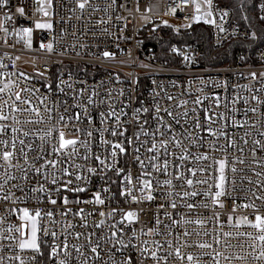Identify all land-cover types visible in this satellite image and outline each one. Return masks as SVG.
<instances>
[{"label":"built area","instance_id":"1","mask_svg":"<svg viewBox=\"0 0 264 264\" xmlns=\"http://www.w3.org/2000/svg\"><path fill=\"white\" fill-rule=\"evenodd\" d=\"M36 3L37 0H9L7 6L0 8V23L8 29L7 33L0 29V87H3L5 83L10 85L3 93H0V97L3 98L0 99V107H3L4 100H7L11 105L15 101L14 93L19 91L22 99L31 100L32 106L39 107L40 116L44 117L42 123H18L14 122L13 117H15V121H35L39 118L35 113L14 112L8 107H3L4 112L9 116V120L0 121V124L8 125V131L6 135H0V139L11 141L13 135L25 139L26 145L31 144L32 148L35 149L30 150L25 147V151L29 153L28 160L30 163L40 155L42 147L51 151V144L56 142L58 134L54 131L52 137L48 138L50 141L48 144H44L39 137L49 128L60 129L64 127L63 123L58 122L61 115L64 116L65 121H68V118L75 113H82L80 122L73 119L64 128L66 138H74L77 135L76 128L92 130L91 152L104 158L107 155V146L100 144V132L96 129L113 127L115 119L112 118L106 124H101L99 114L101 112L107 113L110 110L109 105L117 113H121L122 127L119 130L127 129L125 137H113L108 132H104V138L124 142L127 137H133L135 133L140 132L137 120L140 123L146 120L145 130L150 133L155 131L157 121L154 117L157 115L155 112L157 103L162 109L168 108L174 114H182L184 111H188V118L185 120L181 117L179 125L175 124L167 113L162 111L159 115L163 117L165 123L172 124L178 138L183 141V148L188 149L192 156L207 153L210 157L216 159H223L227 156L231 161L234 157L239 156L247 161L252 160L251 142L256 139L264 140V136L259 135V132H264V116L260 114L264 113V105H257L256 101L250 99L251 96L255 95L264 100V91H261V89H264V76H261V73H264V37L258 49L250 55L238 53L232 65L205 67L198 64L200 51L195 43L183 44L171 40L166 46V57L156 58L150 48L139 41L140 33L137 28L139 17H164L180 24L202 23L208 28L209 42L213 48H219L233 38L244 40L252 38L253 33L241 27L234 20L231 7L218 3V0H211L206 11L200 7V11L197 12L192 0H115V3H113V0H89V5L81 10L77 6V0H53L51 15L37 17L35 15ZM18 7L25 8L24 16L16 12ZM257 7L260 21L264 25V19H262L264 18V0H259ZM224 12H227L228 15L223 16ZM6 13L12 17L11 20L6 18ZM222 16L223 19H221ZM196 17H199V19H195ZM42 19L50 22L52 28L48 30L36 29L35 22ZM206 21H214V23ZM24 28L32 29L33 48L29 50L24 49L23 46L27 36L21 31ZM221 28H223V31H221ZM255 37L259 38V34H255ZM48 44L52 45L51 51L46 47H41V45ZM104 52H109L111 56L105 57ZM62 64L66 67L53 75L55 67ZM21 73L24 75H21ZM251 73H256L255 79L252 78ZM67 85H71V88ZM23 89H30L31 91H22ZM60 89H63V91ZM93 92L96 95H92ZM81 93L82 95H79ZM89 96H92L94 101L91 105L87 104ZM169 96L174 97V99L169 100ZM216 96L220 97L218 108L213 103ZM204 97H208V99H204ZM238 97L249 99V104L245 105L241 99L239 103L233 105L231 101ZM38 98H43L44 104L51 108L50 113L45 112ZM197 98L204 100L203 107L211 108L212 111L223 113L227 117L228 127L224 130L237 141V145L229 148L227 153L209 151L208 144L212 143L214 137L195 127L194 116H198L202 124L205 123L201 106L193 103ZM181 101H188V103L185 107H178ZM77 104L80 106H75ZM225 104L228 107H225ZM66 106L68 107L67 112H65ZM85 106L87 112H84ZM20 107L26 106L20 105ZM246 107H258L259 111L255 114L248 113L249 125L244 128L233 127L231 125L232 120L243 122L246 119L244 116ZM138 108H147L148 111H141L137 117V115H134V110ZM193 108L197 109L196 113L191 111ZM233 108L236 111H233ZM123 113H126V115ZM87 115L92 117L93 122L91 125L84 119V116ZM224 123L225 121H218L212 124L211 127L219 131ZM250 125H255V127H250ZM12 127L29 131L30 134L28 137H23L20 132L13 133L11 131ZM184 129L189 130L190 139H185ZM245 131H249L250 135L245 137ZM78 135L81 140L88 139L83 132ZM200 137L205 138L200 141L204 146L194 147L192 141L199 140ZM242 137L249 141L248 145L244 144ZM165 138L166 136L156 137L157 140ZM151 140V136L146 137L141 133L139 140L133 144H126L127 153L120 154L116 158L115 167L124 169V172L119 176L116 175L114 170L109 171L99 165L93 158L87 162L86 167H95L97 172L88 174L85 171L84 174L88 176V180L76 182L86 187L87 191L79 193L62 192L60 194L61 196H67L70 201L77 199L82 201L92 200L94 193L99 192L101 194V198L105 200L103 205L91 203H70L67 205L72 213L77 212L80 208H84L86 214L92 213L86 219L89 225L88 228L81 227L82 221L78 216L69 214L67 217H63L60 215L64 209L59 198H57V205H51L45 199L44 193L30 191L31 188L38 187V178L34 172L29 170L30 179H23L21 178L23 174L18 168L7 169V165H4V162L0 160V165H3V167H0V181H2L5 169L16 176V179L9 181V185L5 187L6 189L10 188L16 197H20L24 201V203L17 202L15 205L10 202L0 203V218L6 217V222L0 224V228H6L9 224L19 225L22 223L18 219L21 213L19 211L12 212L9 209L27 207L30 211L37 208L42 211L51 210L55 213L54 218L57 223L53 225L47 217L44 218L42 223L44 227L54 230L59 238V240L53 241L51 236H41V239L45 241V244H42L45 250L43 256H39L30 250L21 251L17 247L18 241L0 240V257H4V264H19V261L15 259L11 261L7 259L16 255H20L29 264H36V262L31 261V257L34 255L37 256L39 264H57L58 259L63 257V253L61 252L59 257L48 259L47 254L50 249L47 244L59 243L65 239L67 233L64 226L66 224L75 226L67 230L71 233L67 235L70 245H84L81 251L90 257L89 264H118L126 256L131 255L135 258L140 255L139 251L132 248H122L120 245L114 247L112 243H108L103 239V237H111V232L115 230L110 227L113 224L116 225V228L123 229V232H118L117 235L122 236L126 243L128 238L133 236V232L136 233V237L132 240V243L136 245H139L143 240H147L150 247H153V241H160L161 243L171 241L173 247H175L182 246L185 241H189L192 246L181 247L182 254L191 253L197 256L199 264H211L209 256H200V253L204 250L196 247V244L205 240L212 242L214 229L217 232L236 231L227 224L229 214L233 216V223L241 216H248L249 219L254 220L251 209L240 208L233 213L232 208L234 203L243 205L252 199L246 191L251 186L247 181L241 183L239 177L248 176L254 180L256 177L252 171L248 170V165H237L238 167H244L245 171L237 174V181L234 185L236 190L233 191L232 186H230L228 189L230 196L220 198L224 203L223 208L213 205L211 198L204 195H198L194 198H181L176 193H182L187 189V185L174 179L176 169L173 167V163L180 164V170L184 171L187 167L196 168L212 165V159L197 162L190 157L188 161L180 162L174 160L172 156L162 155L163 149H160L159 153H148L146 149L151 146ZM141 144L144 146L142 147ZM217 144L221 147L225 146L226 139L221 137ZM237 146L243 148L244 151H238ZM137 147L140 148L139 153L135 152ZM168 150L175 153L176 156H179L182 151L181 148L172 144L168 145ZM83 151L84 149L81 148L80 152L83 153ZM136 155H139L145 161L147 171L151 173V176H145L144 179L153 182L151 195L154 199L152 200L146 199L149 194L148 190L143 193L139 191L140 185L137 184L136 177L140 175L141 169L135 161ZM152 155H158L161 164L164 159L170 161L167 175L162 172H155L152 169L147 159ZM260 156H264V152L257 148V157ZM76 162L85 164L82 160ZM12 163L27 167L24 158L19 154L14 156ZM36 163L39 164L42 161H36ZM212 171L213 168L210 167L208 173H198L197 177L193 179L203 178L205 175L210 176ZM128 172L132 174L133 183L127 185V187L132 188L137 201H133L130 196L125 197L120 194L125 189L124 176ZM231 175L229 172V176ZM166 179H172L175 187L156 183L157 180L163 182ZM39 180L41 183L43 182L42 177H39ZM209 182L211 183V180ZM11 185H19L24 191H17ZM105 188L109 191H103ZM207 189V185L196 184L193 189L188 190L203 193ZM216 190L213 188L211 191L215 192ZM170 201H175L177 208H171ZM186 203H193L197 207L189 210L185 207ZM204 203L209 206L207 208L201 206ZM255 203L260 208L261 214H264V206L261 205V202L257 200ZM161 205H164V207H161ZM113 209L118 211L112 218L108 216L101 217L99 214L100 212L108 213ZM129 211L136 213V219L131 223L126 219L123 220L122 224L119 223L123 219L124 213ZM214 212L220 213V222L223 224L222 229L215 219H208L203 226L183 222L184 220H195L197 218L207 219L213 217ZM165 213H169L171 218L166 216ZM101 220L105 221L104 225L99 228L93 227V225L99 224ZM173 220L179 223L174 224ZM149 229H155L161 235H141V230L146 233ZM185 231L192 233V235L183 236L182 234ZM205 231H208L210 235L204 236ZM239 231L254 232L255 230L244 226ZM77 232L88 234L94 232L93 239L100 238L101 248L98 251L101 253V259L99 261H96L93 254H91L83 235L79 239L75 238ZM197 232L200 235H196ZM163 233H169V235L166 236ZM177 236H179V239L176 238ZM231 243H243L244 248L225 247L223 237H221V244H213V247L224 252L225 255H244L248 259L244 261H224L221 258V264H264V261L253 259V255L259 253L258 244L256 248H249L247 245L252 241H249L247 237L232 240ZM69 250L72 252L70 264H80L76 258L75 249L70 247ZM169 251H172V249H169L165 243L158 255H166ZM144 264H155V262L146 259ZM161 264H164V262L162 261ZM168 264H187V262H181L173 255L168 257Z\"/></svg>","mask_w":264,"mask_h":264},{"label":"snow or ice","instance_id":"2","mask_svg":"<svg viewBox=\"0 0 264 264\" xmlns=\"http://www.w3.org/2000/svg\"><path fill=\"white\" fill-rule=\"evenodd\" d=\"M9 3V0H0V8H3L7 6ZM37 3H40L42 6L37 9V11L42 12L45 16L49 15V12L47 11V7H51L53 0H37ZM113 3H115V0H113ZM192 3L195 5L196 11H200V4L196 3V0H192ZM208 3H211V0H208ZM46 5V6H45ZM89 5V0H77V6L79 9L84 10L86 6ZM106 11V9H105ZM16 12L19 13V15L24 16L25 15V8L24 7H18L16 8ZM6 18L8 20H11L12 17L5 14ZM211 15V13H209ZM228 13L224 12L223 16H227ZM223 16L221 19H223ZM195 19H199V17H196ZM264 19V18H262ZM208 23H214V21H206ZM37 28H47L51 29L52 24L51 23H36ZM0 29H3L5 33H7L8 29L3 26L2 23H0ZM23 34H26L28 36V45L31 46V34L32 29L31 28H24L21 30ZM221 31H223V28H221ZM253 38H255V33L252 34ZM41 47H46L49 51L52 50V45H41ZM103 55L105 57H110L111 54L109 52H104ZM19 59V57H17ZM187 59V57H185ZM21 75H24L21 73ZM251 76L253 79L256 78V73H251ZM261 76H264V73H261ZM10 85L8 83H5L3 87H0V93H3L6 88H9ZM67 87L71 88V85H67ZM50 88V86H49ZM63 91V89H60ZM22 91H31L30 89H23ZM261 91H264V89H261ZM79 95H82L79 94ZM92 95H96L95 92H93ZM15 101L9 105L7 100L3 101V107L10 108L11 111L14 112H30L35 113V115L39 118L35 121L27 120V121H15V117H13L14 122L18 123H42L44 120V117L40 116V109L39 107L32 106L31 100L21 97V94L19 91L14 93ZM0 99H3L0 97ZM40 100V105L44 107V110L46 113L51 112V108H49L47 105L44 104L43 98H38ZM75 99V97H74ZM169 100L174 99V97L169 96ZM204 99H208V97H204ZM243 100V103L245 105L249 104V99L238 97L236 99H233L231 103L233 105L240 102V100ZM251 100L256 101L257 105H264V100H261L258 96H251ZM19 102V103H16ZM94 101L92 99V96H89L87 98V104L91 105ZM103 103V101H101ZM188 101H181L178 107H185L187 105ZM195 105H200L203 112H204V124L200 122V119L198 116H194L195 120V127L198 129H202L208 133L209 136L214 137V140L212 143L208 144L209 151H220L223 153H227L228 149L231 148L234 145H237V141L232 137L229 136L228 133L224 130L228 127L227 123V117L223 113H216L212 111L211 108H205L203 107L204 100L197 98L194 102ZM214 106L219 107L220 106V97L216 96L214 98ZM20 105H25L26 107H20ZM79 107L80 105H75ZM3 107H0V121H7L9 120V116L4 112ZM225 107H228L227 104H225ZM110 110L107 113L101 112L100 115V123L106 124L110 119H115V125L111 128H104V129H96V131L100 132V144L107 146V155L104 158H101L100 155L92 153L91 152V141L93 138V131L92 130H85L82 128H76L75 132L77 135L74 138H66V132L64 128L68 126V123L71 120H76L77 122H80L82 119V113H75L73 116H70L68 118V121H65V118L63 115L59 117V121L63 123L64 127L60 129L55 128H49L47 131L43 133L39 137V139L44 143L48 144L50 143L49 137H52L53 132L55 131L58 135L56 138V142L51 144V151H48L46 148L40 149V155L34 158L33 162H29L28 155L29 153L25 151V147H28L30 150H35L32 148L31 144L26 145L25 139L19 138V136L13 135L11 138V141L0 139V160L4 162V165H7V169H11L13 167H16L19 169V171L23 174L21 178L23 179H30L28 173L29 170L34 172L37 176V184L38 187H33L30 189L31 192L35 193H44L45 199L48 203L51 205H57L58 199L60 200V204L63 207V211H61L60 215L63 217H67L69 214H72L74 216H78L80 220L82 221L81 227L88 228L89 225L86 222L87 216L92 215L91 212L85 213L84 208L78 209L77 212L72 213V210L67 207L70 203H91L96 205H103L105 203V200L101 198V194L99 192H96L93 194L92 200L82 201V200H75L70 201L67 196H61L60 194L62 192H86L87 188L84 186H81V184L76 182L81 181H87L88 176H86L84 173L85 171L88 174H95L97 172V168L95 167H86V164L89 160L95 159L99 165L103 166L104 168L108 169L109 171H115L116 175L119 176L122 172H124L123 168H116L115 164L117 163V156L120 154H126L127 148L126 144H133L135 141L139 140L140 134L142 133L144 136L148 137L151 136V146L147 147L146 151L148 153H159L160 149H163V153H161L164 156H172L174 157V160H178L180 162L188 161L191 157L193 160L197 162L201 161H208L210 158L213 161L212 165H206V166H198L196 168L187 167L184 171L180 170L181 165L173 163V167L176 169V173L174 175V179L177 181H182L183 184L187 185V189L184 190L182 193H176L177 196H180L181 198H187V197H197L198 195H204L205 197H210L213 205H218L220 208L224 207L223 201L220 199L221 197H228L230 196V193L228 191L229 187L232 186V190L235 191L234 185L237 181V174L244 172V167H238L237 165L244 166L248 165V170L252 171L256 179H252L248 176H240V182L244 183L247 181V183L251 186L246 191L250 194L252 199L243 205L233 204L232 212H236L240 208L244 209H251L252 215H254V220L249 219L248 216H241L239 217L235 223H233V216L229 214L227 224L230 228L236 229V231H228L223 232L219 231L217 232L215 229L213 230V240L212 242L208 241H200L196 244V247H198L201 250H204L200 253V256H209L211 259V264H221V258H223L224 261H232V260H239L244 261L247 260L248 257L244 255H236V254H230L225 255L224 252L219 251L217 248L213 247V244L220 245L221 244V237L224 238L225 241V247L227 248H244L243 243H237L233 244L231 243L232 240H239L242 237H247L249 241H252V243H248L249 248H256L257 244L259 246V253L258 255H253V259L264 261V214H261L260 208L256 205L255 201H260L261 205L264 206V156L257 157V148L260 149L261 152H264V140L256 139L253 140L252 147H251V156L252 160L247 161L245 159L240 158L239 156L234 157L231 161L228 159L227 156L223 159H216L215 157H210L207 153H200L198 155L192 156V153L188 149L183 148V141L178 138V134L175 132L172 124H167L164 122L163 117L159 114L163 111L167 113L169 117L172 118V120L175 122V124L179 125L181 123V117H183L185 120L188 118V111H184L182 114H174L172 110L168 108H161L159 103L155 106V112L156 116L154 119L157 121V127L154 132L146 131L144 128V125L147 124V121H143V123H140L139 120L137 122L140 126V132L135 133L133 137H127L124 142L121 141H112L107 140L104 138V132H108L109 135L113 137H125V133L127 132V129H124L123 131H120L119 129L122 127L120 116L121 113H117L114 109L111 108V105H109ZM233 111H236L235 108L232 109ZM68 111V107H65V112ZM147 112V108L143 109H135L134 115H137L141 112ZM193 113L197 112L196 108L191 109ZM259 111L258 107H246L244 110V116L246 119L243 122H237L235 120L231 121V125L233 127H239L244 128L246 125H249V121L247 119L248 113L251 112L253 114L257 113ZM84 112H87V107H84ZM126 115V113H123ZM261 116H264V113H260ZM50 118V117H49ZM84 119L88 121V123L92 124V117L90 115L84 116ZM218 121H225L224 124L221 125V129L219 131L214 130L211 125L217 123ZM207 125V127H205ZM250 127H255V125H250ZM8 131V125L6 124H0V135H6ZM11 131L13 133H22L23 137L29 136V131H22V129H18L16 127H12ZM84 133L88 139L81 140L79 138V133ZM185 139H190L191 134L188 129H184ZM250 135L249 131H245L244 136L247 137ZM259 135L264 136V132H259ZM157 136H166L165 139L157 140ZM224 137L226 139V145L221 147L217 144V141ZM204 137H200L199 140H193V146H199L203 147L204 145L200 143V141L204 140ZM243 142L245 145L249 144V141L247 139H244ZM172 144L175 147L181 148L182 151L179 156H176L175 153H171L168 150V145ZM19 145V147H18ZM143 147L144 145L141 144ZM83 148V153L80 152V149ZM11 149V150H8ZM237 150L240 152H243V148H239L237 146ZM140 148H135V152L139 153ZM16 154H19L24 158L25 165L27 167L21 166L19 164L14 165L12 163L13 158ZM58 157V158H48V157ZM109 157L111 158L109 160ZM149 164L151 165L152 169L155 172H162L165 175L168 173L169 164L170 161L168 159H164L163 163L161 164L159 162V156L158 155H152L147 157ZM77 160H82L85 162V164L77 163ZM36 161H42V163L37 164ZM135 161L139 164V167L141 169V173L139 176L136 177V182L139 187V191L141 193L145 192V190H148L149 194L146 196V199L152 200L154 197L151 195V191L153 190V182L148 179H144L145 176H151V173L147 171V165L145 164V161L140 158L139 155L135 156ZM0 167H3V165H0ZM213 168L212 173L209 175L203 176V178L199 179H193L194 177H197L198 173H208L209 168ZM7 169H5L2 181H0V203L2 202H10L11 204L15 205L17 202L24 203L23 200L20 199V197H16L15 193L12 192L9 189H6V185H9V181L15 180L16 176L11 174ZM229 172L232 174L229 176ZM187 173V175H186ZM39 177L43 178V182L41 183L39 180ZM191 177V178H190ZM211 180V183L209 182ZM124 181L126 182L125 189L120 193L121 195L125 197H131L133 201H137V197L133 195L132 188L127 187V185H132L133 178L131 172H128L124 176ZM157 184H163L167 185L169 187H175L173 184L172 179H166L163 182H160L159 180L156 181ZM207 185L208 189L204 191L203 193L198 192L196 190H188L193 189L194 185ZM11 187H14L17 189V191L23 192L24 189L20 187L19 185H11ZM215 188L217 189L215 192H212L211 190ZM103 191L107 192L109 189L105 188ZM55 194V195H54ZM171 195V193H169ZM39 199V197H37ZM205 208H207L209 205L207 203H204L201 205ZM161 207H164V205H161ZM170 207L175 209L177 208V203L175 201H170ZM185 207H187L189 210L194 209L197 207V205L193 203H186ZM9 211L16 212L19 211L21 213L18 217V219L22 222L19 225H13L9 224L6 228H0V240H10V241H18L17 247L21 250H30L33 253H36L39 256H43L44 252L42 251V244H45V241L41 239V236H51L53 241L59 240L57 233L49 228H46L43 226V220L45 217L49 218L50 222L55 225L57 223L55 217V213L51 210L48 211H42L41 209L37 208L32 211H30L27 207L19 208V209H9ZM117 209H113L112 211L105 213L100 212V216H108L109 218H112L115 216ZM166 216L170 217L169 213H165ZM127 220L129 223H131L134 219H136V213L134 212H126L123 215V219L119 223H123V220ZM208 219H215L217 221V224L220 225L221 229L223 227V224L220 222V213L214 212L213 217L207 218V219H195V220H184V223H195L198 225H205L207 223ZM6 222V217L0 218V224H4ZM159 222V220H158ZM174 224L179 223L178 221L173 220ZM105 221L101 220L99 224L93 225L95 228H99L102 225H104ZM250 227L251 229H254V232H241L239 229L241 227ZM65 239L63 241H60L59 243L54 244H47V247L50 249L48 252V259H53L56 257H59L61 252L63 253V257L58 259L57 264H70L71 258H72V252L69 250L70 247L72 249H75V252L77 254L76 258L79 260L80 264H89L90 257L86 255L84 252L81 251V249L84 247V245H76L69 243L67 239V235H70L71 233L67 230L74 228L75 226L72 224H66L65 226ZM112 229H115L111 232V237H103L108 243H112L113 246L120 245L122 248H132L136 251H139L140 255L138 257H133L131 255L126 256L123 260L119 261L118 264H144V261L146 259H151L155 262V264H161L163 261L164 264H168V257L175 255L176 259L184 262L186 261L187 264H199V258L197 256H194L191 253L182 254L181 247H191V243L189 241H185L184 245L182 246H175L173 247V244L171 241H166L167 247L169 249H172V251H169L166 255H158L160 249H162L165 246V243H161L160 241H153V247L149 246V243L147 240H143L140 242L139 245L133 244L132 240L136 237V233L133 232V236L128 238L127 243L125 242V239L122 238V236H118V232H123V229L116 228V225H110ZM166 227H168L166 225ZM39 234V235H38ZM84 236L85 240L87 241L88 247L90 248L91 254H93V257L96 261H99L101 259V253L98 251V249L101 248L100 244V238L93 239L95 236V233H75V238L79 239L81 236ZM141 235H161V233L156 232L155 229H149L148 232H144L141 230ZM163 235H169V233H163ZM183 236L188 237L191 236L192 233L185 231ZM196 235H200L199 232L196 233ZM204 236H209L210 233L208 231H205L203 233ZM179 239V236L176 237ZM211 250V251H208ZM9 261L15 259L19 261V264H29V262L25 261L20 255H16L15 257H8ZM31 261L36 262V264H39L37 261V256H32ZM0 264H4V257H0Z\"/></svg>","mask_w":264,"mask_h":264},{"label":"trees","instance_id":"3","mask_svg":"<svg viewBox=\"0 0 264 264\" xmlns=\"http://www.w3.org/2000/svg\"><path fill=\"white\" fill-rule=\"evenodd\" d=\"M259 0H218V3L232 8L234 20L252 33L259 34V38H233L219 48H213L209 42V32L205 24L190 23L176 24L168 20L154 30H139V41L149 47L156 58L166 57V46L171 40L179 43H195L200 51L198 64L205 67L232 65L238 53L250 55L259 48L264 37V25L258 15L257 3ZM66 66L55 67L53 75L62 71ZM85 72V71H82ZM45 254L44 247L41 246Z\"/></svg>","mask_w":264,"mask_h":264},{"label":"rangeland","instance_id":"4","mask_svg":"<svg viewBox=\"0 0 264 264\" xmlns=\"http://www.w3.org/2000/svg\"><path fill=\"white\" fill-rule=\"evenodd\" d=\"M196 3L200 4V7L202 10L206 11L209 7V3H208V0H196ZM42 5H40L39 3H36V6H35V15L37 17H41V16H44L46 17L42 12L40 11H37L38 8H40ZM46 6V5H45ZM47 11L49 12V15H51V7H47ZM206 15H208V13H206ZM39 22V23H50L48 22L46 19H42V20H37L35 22V28L36 29H46L48 30L47 28H37L36 27V23ZM168 20L164 17H139L137 19V28L138 30H149V29H155L157 26H159L160 24H165L167 23ZM175 22L177 25L180 24L179 22H176V21H173ZM144 32V31H143ZM28 36H26V40L23 44L24 46V49H32L33 48V44H32V34H31V46L28 45Z\"/></svg>","mask_w":264,"mask_h":264}]
</instances>
